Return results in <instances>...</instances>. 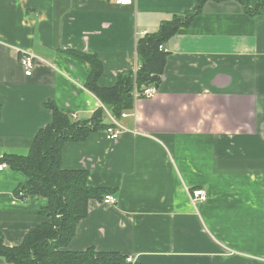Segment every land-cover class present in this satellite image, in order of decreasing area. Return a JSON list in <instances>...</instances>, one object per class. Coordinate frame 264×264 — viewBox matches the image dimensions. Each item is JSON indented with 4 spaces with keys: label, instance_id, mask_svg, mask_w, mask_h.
Masks as SVG:
<instances>
[{
    "label": "crops",
    "instance_id": "1",
    "mask_svg": "<svg viewBox=\"0 0 264 264\" xmlns=\"http://www.w3.org/2000/svg\"><path fill=\"white\" fill-rule=\"evenodd\" d=\"M131 1L0 0V161L28 155L52 123L49 103L78 121L103 107L85 88L90 65L74 54L97 55L99 85L113 87L138 69L140 39L197 7ZM23 53L36 57L30 77ZM163 53L158 94L125 117L106 111L118 141L103 129L63 149V169L88 172L90 187L117 199L90 201L67 251L119 253L134 264H264V0H206ZM1 165L0 232L13 248L45 221L47 202L17 196L25 175ZM195 189L205 202L193 204Z\"/></svg>",
    "mask_w": 264,
    "mask_h": 264
},
{
    "label": "trees",
    "instance_id": "2",
    "mask_svg": "<svg viewBox=\"0 0 264 264\" xmlns=\"http://www.w3.org/2000/svg\"><path fill=\"white\" fill-rule=\"evenodd\" d=\"M205 1L197 0L193 13L175 16L171 22H165L157 34L140 39L138 69L118 75L113 87H100L104 67L97 55L74 54L90 65L91 73L85 88L101 101L103 107L88 120L78 121L76 115L62 112L54 103H49L52 123L39 131L28 155L1 159L0 164L6 163L12 171L22 173L27 179L17 188V196L40 198L47 203L39 212L45 221L32 229L20 246L7 247L0 232V258L8 264H127V256L119 253L97 252L93 248L85 252L67 251L78 224L87 217L90 201L100 202L111 191L90 187L86 171L63 169V149L68 143L85 142L92 133L112 126L105 123L106 111L115 118L132 111L136 91L142 93L144 88L152 86L159 88L166 61V54L160 47L188 26L201 12Z\"/></svg>",
    "mask_w": 264,
    "mask_h": 264
},
{
    "label": "built area",
    "instance_id": "3",
    "mask_svg": "<svg viewBox=\"0 0 264 264\" xmlns=\"http://www.w3.org/2000/svg\"><path fill=\"white\" fill-rule=\"evenodd\" d=\"M116 4L120 6H128L132 3L131 0H113ZM160 50H163L162 47H160ZM21 66L24 69L25 76L30 77L33 75V71L35 70V67L37 65L36 57L33 54L30 53H23L21 56ZM158 94V88L157 87H146L143 89L142 93L135 92L134 94V102L136 103L139 99H153ZM123 117L126 116V114H122ZM76 118V116H74ZM106 138L108 140H114L118 141L120 138L121 131L117 128L110 126L106 129ZM6 166L1 165L0 171H2ZM21 195L20 197H22ZM190 197L194 205H198L200 203H203L207 200V192L204 189H195L190 192ZM101 204H104L106 206H114L117 204V199L111 195H106L102 201H100ZM127 264H134L135 259L132 257H127L126 259Z\"/></svg>",
    "mask_w": 264,
    "mask_h": 264
}]
</instances>
